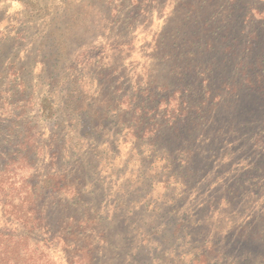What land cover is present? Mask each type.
<instances>
[{
  "label": "rangeland",
  "instance_id": "1",
  "mask_svg": "<svg viewBox=\"0 0 264 264\" xmlns=\"http://www.w3.org/2000/svg\"><path fill=\"white\" fill-rule=\"evenodd\" d=\"M0 231V264H264V0H0Z\"/></svg>",
  "mask_w": 264,
  "mask_h": 264
},
{
  "label": "trees",
  "instance_id": "2",
  "mask_svg": "<svg viewBox=\"0 0 264 264\" xmlns=\"http://www.w3.org/2000/svg\"><path fill=\"white\" fill-rule=\"evenodd\" d=\"M24 237H15L13 235H5L0 231V257L5 254L6 256H13L15 254L21 253L20 249L21 243H23L19 239H23ZM26 254H24L25 256ZM7 261L9 264L12 262V258L10 260L8 258H4V261Z\"/></svg>",
  "mask_w": 264,
  "mask_h": 264
}]
</instances>
